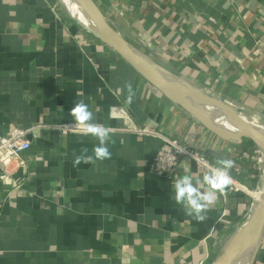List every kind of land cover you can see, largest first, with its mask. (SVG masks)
Here are the masks:
<instances>
[{
	"label": "crops",
	"instance_id": "0c3cea01",
	"mask_svg": "<svg viewBox=\"0 0 264 264\" xmlns=\"http://www.w3.org/2000/svg\"><path fill=\"white\" fill-rule=\"evenodd\" d=\"M94 1L162 68L264 129V0ZM79 100L94 123L122 125L111 115L120 106L212 162L228 155L238 180L262 186V148L206 128L82 28L62 0H0V136L12 127L72 123ZM28 138V175H15L21 186L10 192L0 180V264H211L247 220L251 197L229 187L203 222L186 215L172 198L174 180L189 174L202 182L205 171L184 158L171 176L150 172L158 136L113 133L111 159L77 167L74 155L83 148L92 155L98 143L91 135L44 127ZM263 262L264 233L254 264Z\"/></svg>",
	"mask_w": 264,
	"mask_h": 264
},
{
	"label": "water",
	"instance_id": "95a60500",
	"mask_svg": "<svg viewBox=\"0 0 264 264\" xmlns=\"http://www.w3.org/2000/svg\"><path fill=\"white\" fill-rule=\"evenodd\" d=\"M90 16V22L86 23L81 18L75 21L85 30L93 34L100 41L105 43L112 50L120 54L130 62L137 71L152 85H154L164 96L179 104L189 112L206 128L219 137L229 142H241L243 138H249L264 150V130H259L238 113L235 107L226 109L229 112L212 111V106L219 109L228 108L229 103L220 98L214 97L201 88L184 80H179L169 71L157 64L146 52L133 45L125 36L119 32L109 18L99 8L94 0H77ZM68 12L69 8L66 7ZM166 75L175 77L179 82L187 84L199 92L203 100L208 104H201L185 98L174 88ZM211 98V99H209ZM209 100V101H208ZM212 100V101H211ZM211 101V102H210ZM264 233V194L260 200H254L253 208L245 223L237 230L223 246L221 252L214 258L211 264H227L229 257L239 253L252 242L258 243L250 264H254L256 254Z\"/></svg>",
	"mask_w": 264,
	"mask_h": 264
},
{
	"label": "built area",
	"instance_id": "2783aa9c",
	"mask_svg": "<svg viewBox=\"0 0 264 264\" xmlns=\"http://www.w3.org/2000/svg\"><path fill=\"white\" fill-rule=\"evenodd\" d=\"M111 115L115 117H121L123 123L120 126L108 127L111 134L113 133H137L140 135L150 134L161 138L162 143L156 152V154L149 161V171L159 176H171L175 173L178 163L182 159H188L194 166L203 171H207L205 164L211 166H218L217 163L212 162L209 157L199 148L182 144L175 138H171L166 134H162L151 129L148 125L137 124L126 111L120 107L115 106L111 109ZM65 125H69L66 127ZM72 123L62 124H32L29 127H12L5 135L0 136V180L3 184L8 185L10 192L19 188L20 183L15 175L18 172H22L25 176L29 172V164L23 157V151L30 145L28 138L29 134L40 128H59L63 132H81L82 131ZM230 176L232 177V184L230 189L242 191L244 193L252 192L245 184H243L236 176H234L230 170ZM263 179L262 186L264 185V172L260 175ZM255 200V199H254ZM254 200L250 202V207L246 211V217L249 216ZM264 264V262H263Z\"/></svg>",
	"mask_w": 264,
	"mask_h": 264
},
{
	"label": "clouds",
	"instance_id": "9594fccd",
	"mask_svg": "<svg viewBox=\"0 0 264 264\" xmlns=\"http://www.w3.org/2000/svg\"><path fill=\"white\" fill-rule=\"evenodd\" d=\"M124 87L127 89V103L130 105L135 96L133 85L128 81L125 82ZM70 114L74 120V125L71 126L78 127L85 135H91L98 141L92 149V155L87 154V148H83L80 155H74L73 166L77 167L82 162L95 163L111 159L112 153L108 147L110 129L93 122L94 115L83 100L75 102ZM65 126L69 127V125ZM216 163L218 166L205 164L207 171L203 175L202 182L200 180L194 182L192 175L184 174L177 176L172 185L174 193L172 198L175 203L181 205L186 215L193 217L197 222H203L207 218L206 213L217 201L218 195L225 194L226 189L232 184L230 170L234 167V161L228 155H224ZM184 169L187 171V166ZM203 186L206 187L202 191Z\"/></svg>",
	"mask_w": 264,
	"mask_h": 264
},
{
	"label": "bare ground",
	"instance_id": "6f19581e",
	"mask_svg": "<svg viewBox=\"0 0 264 264\" xmlns=\"http://www.w3.org/2000/svg\"><path fill=\"white\" fill-rule=\"evenodd\" d=\"M62 2L65 4L66 7L69 8L70 14L75 18H81L86 23L91 24L90 16L86 9L82 7V5L77 0H62ZM166 78L168 81L174 85V88L178 90L182 96H184L187 99H190L192 101H196L203 104H208L205 100L202 99L199 92H197L194 88L191 86L184 84L182 82H179L175 77H172L171 75H166ZM211 99V98H209ZM209 101V100H208ZM212 101V100H211ZM210 101V102H211ZM228 103V102H227ZM233 105L229 104L228 108L225 109H219L217 107L212 106L210 109L212 111H216L223 113V112H229L226 109L230 110L233 109ZM246 108V107H245ZM240 109V108H239ZM241 111V110H240ZM252 111V110H251ZM255 114V113H254ZM251 124L253 126L257 127L259 130L262 131L263 128L260 127V122L256 117L250 118ZM264 130V129H263ZM259 196L255 198L256 200H260L264 194V185L263 188L258 192ZM258 243L252 242L249 246L241 250L239 253L233 254L229 257L227 264H250L253 255L255 253V249L257 247Z\"/></svg>",
	"mask_w": 264,
	"mask_h": 264
},
{
	"label": "rangeland",
	"instance_id": "374dc122",
	"mask_svg": "<svg viewBox=\"0 0 264 264\" xmlns=\"http://www.w3.org/2000/svg\"><path fill=\"white\" fill-rule=\"evenodd\" d=\"M263 187H261L260 189H256V190H253V193L252 194H248L250 197H251V201L250 202H252V199L254 200L255 199V197H256V195H257V192L258 191H260L261 189H262ZM258 197V196H257ZM249 207H250V204H249ZM249 207L247 208V210L249 209ZM259 248H260V246H259Z\"/></svg>",
	"mask_w": 264,
	"mask_h": 264
}]
</instances>
